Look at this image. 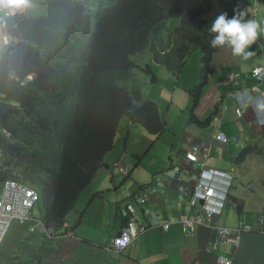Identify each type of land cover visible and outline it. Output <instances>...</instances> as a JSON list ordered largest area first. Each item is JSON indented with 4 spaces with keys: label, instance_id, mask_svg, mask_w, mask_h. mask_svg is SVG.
Instances as JSON below:
<instances>
[{
    "label": "trees",
    "instance_id": "1",
    "mask_svg": "<svg viewBox=\"0 0 264 264\" xmlns=\"http://www.w3.org/2000/svg\"><path fill=\"white\" fill-rule=\"evenodd\" d=\"M197 1L36 0L45 16L8 18L0 127L10 137L8 143L0 137V182L15 176L37 189L44 185L48 228H62L114 149L123 117L156 139L167 131L154 102L131 98L119 85L133 68L129 55L150 44L155 63L178 77L193 51L200 50V81L189 94L188 125H209V118L196 115L213 56L221 49L211 47L208 28L221 12L231 17L236 4L203 0L198 6ZM169 19L180 23L165 42ZM248 152L244 149L236 161Z\"/></svg>",
    "mask_w": 264,
    "mask_h": 264
},
{
    "label": "crops",
    "instance_id": "2",
    "mask_svg": "<svg viewBox=\"0 0 264 264\" xmlns=\"http://www.w3.org/2000/svg\"><path fill=\"white\" fill-rule=\"evenodd\" d=\"M227 1L237 5L253 3V0ZM259 23L264 24L262 6L259 7ZM258 41L260 46H251L248 51L252 54L246 59L234 56L227 46L213 56L211 76L196 110L198 118H209L210 123L203 128L188 125L195 130L186 134L180 145H171L168 156L169 168L178 163L181 154L191 146L205 145L210 148L206 167L233 174L231 200L217 220L219 226L234 227L241 221L255 230L256 218L264 216V101L245 108L241 117L235 114L239 104L252 103L255 95L247 94V90L256 87L264 95V79L257 82L250 74L252 69L264 67V36ZM230 73L240 74V79L228 81ZM218 98L220 104H217ZM218 131L237 137L238 142L225 146L214 141ZM130 135L125 143L115 138L116 146L106 156L105 166L68 213L64 224L67 228L61 231H70L72 237L47 240L42 229L31 231L32 223L25 226L14 223L4 241L6 247L0 252V264L2 260H5L2 264H214L216 253L210 251L209 245L217 237L215 231L201 227L193 237H185L175 225L179 216L187 212L188 196L184 188L188 186V177L182 184L165 182L160 172L166 169H158L156 162L146 169L150 173L155 171L150 181L142 178L141 172L133 176V171L125 178L112 167V162L116 161L131 168L145 150V146L140 149L144 138L133 140ZM127 149L131 153H126ZM244 149H248V154L237 162ZM149 186L156 191L149 190ZM140 193L147 195L143 203L138 198ZM233 201L237 208L232 206ZM126 204L134 205L145 222L150 211L172 226L167 232L150 228L126 251L110 252L111 240L123 226ZM221 249L224 251L220 253L231 255L225 246ZM232 259L233 264H264V232L243 234Z\"/></svg>",
    "mask_w": 264,
    "mask_h": 264
},
{
    "label": "clouds",
    "instance_id": "3",
    "mask_svg": "<svg viewBox=\"0 0 264 264\" xmlns=\"http://www.w3.org/2000/svg\"><path fill=\"white\" fill-rule=\"evenodd\" d=\"M227 3L229 4L228 1H227ZM258 3L264 4V0H253V3L251 5H237L235 2H233L232 4L231 3L229 4L230 6L236 4V7L234 8L231 17H229V15H228V13L226 11L225 12H221L219 15H217L216 18L211 22L210 27L208 28V32H209V34L212 37L211 41H210L211 47L216 48V47L227 46V47L231 48L232 53H233L234 56L243 57L245 59L247 57H249L252 53L250 51H248V49L251 46H260L258 38L261 37V36H264V24L259 23V7L260 6L258 5ZM28 6H29L28 0H0V37H1L2 45L4 47L8 44V38L6 36L7 35V20H8V18H13L18 13L19 14H27V15H29L27 13V7ZM242 7L248 8L250 10L255 9L256 10V12H255L256 20L255 19L245 20L244 19L245 13L240 12V9ZM175 20L177 21V25L174 27V29L169 31V33L167 34V37L165 36V32L167 31V28H166L167 21H166V23L164 25L163 36H164L165 42H166V40H168L169 35L174 32V30L178 27V25L180 23L179 19H175ZM147 48L151 49L150 44H149V46ZM143 52H141V53H143ZM141 53H136V54H141ZM132 55L133 54L129 55L128 60H130V62L133 64V68H132V70H133L135 68V64L131 60V56ZM153 62L155 63L154 59H153ZM155 64H157V63H155ZM157 65H160V64H157ZM161 66H163V65H161ZM254 69H261L260 77H256V76L253 75L252 71ZM254 69H252L250 71L251 76L257 82H261L264 79V67L254 68ZM132 70H131L130 76L132 75ZM182 70H181V72H182ZM231 75H238V78H236L234 80H231L230 79ZM130 76H129V78H130ZM210 76H209V78H210ZM209 78H208V81H209ZM239 79H240V74H237V73H232L231 74L230 73L228 75V81H230V82H235L236 80H239ZM152 82L156 83L155 77H153ZM121 87L125 88L122 85H121ZM127 92H128V95L131 98L138 95V94L132 93V92H130L128 90H127ZM246 93L247 94H251V95H255V97H253L251 99V101H252L251 104L246 105V103H241V104H239L236 107L235 114L237 116H239V117H241L240 113H239V110H242L245 107H249L250 105H253V104L255 105V103H257V102H260V101L263 102L264 101V95L262 93H260L256 87H253V88L247 90ZM218 100H221V99L218 98ZM147 101H150V100H147ZM135 104L138 105V102L135 101ZM157 107H158V105H157ZM158 111H159V107H158ZM131 127H134V126H131ZM134 128H138V127H134ZM218 133H223V132L218 131L213 137L214 141H216L215 140V136ZM223 134L227 137L228 142L226 144H222V143H220L218 141H216V142H218V143H220L222 145H225V146L229 145L231 143L236 144L238 142V138L237 137H235V136L228 137L225 133H223ZM129 135H130V132L128 133V136ZM0 137L4 138L3 140L5 142H7V138L10 137V133L6 129L0 127ZM115 138H116V135H115ZM125 142L126 141H124V143ZM115 146H116V142H115ZM194 146L208 147V146L199 145V144H196ZM192 147L193 146H191L189 148V150ZM189 150L185 151L184 154H181V156L179 157V162L178 163L171 164L168 169L160 172V178L163 181H165V182L170 181V182H173V183L182 184L184 182V180L188 177V186H186L184 188V192L188 196L187 212L179 216V218L175 221V225H177L182 230V232L185 235V237H193V235L196 233V231L199 228H201V227H208L209 229L214 230L217 237L209 245L210 251L216 253L214 264H223V262H226L227 264H233L232 256L236 252V250L240 247L243 234L252 233V232H264V216H258L256 218V220H257V229H255V230H253L252 227H250L247 224H244L241 221H239L238 224L236 226H234V227L219 226L217 220L221 216L223 210L225 209V206H227L229 204V201L231 200L230 192H231V187H232V184H233V181H234V176H233V174H231L227 170H221V169H217V168H214V167H206V165L204 164V167L207 168V169L213 168L215 170L230 174L231 175V180L229 182V186L227 187V192L224 194V198L223 199H221V197H220L221 196V192L220 191H217L218 194L213 196V199H212L213 201H212L211 205H212V209H213V211L215 213H214V216L212 217V219L210 221L207 220V219H204L201 224H194L192 227L185 228L182 225V223H181V219L183 217H186V218L190 219L192 214H198L199 213V212H197L198 207L200 208L203 205V200L198 199L197 202H196L197 208H191V197H192L194 192H193V189L190 190V172L193 171V167L194 166L185 157L186 153ZM209 151H210V148H209ZM110 152L108 154H110ZM0 155H1V153H0ZM140 161H141V159H140ZM140 161H138V162H140ZM206 161H205V163H206ZM105 164L106 163H105V159H104L103 167L105 166ZM115 164L117 166L123 168L126 173L120 172L119 167L115 166ZM195 165H196L197 169L200 168V165H198V164H195ZM112 167L114 168V170H116V172H118V174H120L121 176H124L125 178L130 176L132 171H133V170L129 171V168L127 166H125L124 163H119V162H116V161L112 162ZM176 167H180L181 170L184 171L183 178H182L181 181H176L175 178L171 177L170 175H167V173H170ZM101 169H99V170H101ZM99 170L97 171V173L99 172ZM97 173H96V175H97ZM6 183H7V187L9 186V190L10 189H14L15 190V193H16L17 197L18 196L19 197L24 196L26 191L28 190V191H30V192L35 194V200L33 201V204L31 205V208H30V210L28 212L27 220L25 222L21 223V222H19L17 220L11 221V223H10V225H9V227H8V229H7L6 233H5L2 241L0 242V248L3 245V243H4L5 239H6V236L8 235V232L11 229V226L14 223H17L20 226H25L28 223H32L31 231L33 232L34 230H36L38 228L42 229V231L44 233V236H45V238L47 240L57 241L58 239H61V238H68V237H72L73 236V234L70 231H66V232L64 231L63 232V231H61V229L56 230V229L47 227L46 222H45L47 203H46V198H45V195H44V189H43L44 185L42 186V188L37 189L35 187L29 186V185L21 182V180L17 179L15 176L11 177V178L2 179V181L0 182V199L2 197V191L5 188V184ZM149 190H151L152 192L156 191V189L153 188L152 186H149ZM85 191H83V192H85ZM40 192H42L43 198H44L43 205H44L45 215H44V218L42 219V221H37L34 224L33 217H31L30 214H31V211L35 208V206H36V204L38 202V198H39ZM139 195H140V197H138V198H139V201L141 203H143V202H145L147 200V195L146 194H142L141 195V193H140ZM232 206L237 208L234 203L232 204ZM129 208H131L137 214V216L139 217V223L141 225L145 226V232L147 230H149L150 228H156V229H159V230H161L163 232H167L170 229V227L172 226L171 222L158 219L150 211H148L149 219L145 222V220L144 221L142 220L141 215L137 212V210L135 209L134 205L126 204L125 208L123 209L124 210V213H123V218H124L123 219V226H122L120 232L114 238L119 237L121 232H122V229L126 226L128 220L130 218V213H131ZM152 222L156 223V225H152ZM64 224H63L62 228L63 227L67 228V226H65ZM164 226L166 227V229L164 228ZM220 229H229V230L238 229L239 233L234 237V242L226 243L223 240L222 236L219 234V230ZM48 231L52 232V234H53L52 237H48V235H47ZM145 232H143L142 234H144ZM141 235H139L135 240H137ZM112 240H111L110 248L108 250L110 252H113V253H116V254H119V253H121L123 251H126L128 248H130V246L135 241V240H133V242L126 249H124L123 251L115 252L114 248H113ZM222 246H225L226 248H228L231 251L230 252L231 255L229 254V255L226 256V255L220 253V252L224 251V250L222 251V249H221Z\"/></svg>",
    "mask_w": 264,
    "mask_h": 264
},
{
    "label": "rangeland",
    "instance_id": "4",
    "mask_svg": "<svg viewBox=\"0 0 264 264\" xmlns=\"http://www.w3.org/2000/svg\"><path fill=\"white\" fill-rule=\"evenodd\" d=\"M202 1L200 0L195 5L199 6ZM28 4L27 13L30 16L42 17L46 15L44 5L36 2V0H28ZM258 5L264 7L262 3H258ZM176 25L177 21L175 19L167 21L166 37L169 31L174 29ZM3 57L4 46L0 38V65L2 59H4ZM131 60L135 64L132 75L124 81L125 83L121 82L119 85L124 86L132 93L138 94L141 102H147V100L155 102L159 107L160 115L166 122L167 132L156 139V137L146 133L142 127H131L129 120L123 117L117 129L116 139L119 143L126 141L129 132L133 140L139 138L138 141H140L144 138L140 149H143L145 146V150L141 155L137 156L134 166L129 167V171L133 170V176L141 172L142 178L149 179L150 181L155 171L150 173L146 169L152 165V162H156L158 169H162L163 167L167 169L171 145H180V140H183L186 134H192L195 130L194 128H189L187 124L189 118L188 110L191 106L189 94L200 81L201 52L200 50L193 51L178 77L171 75L164 66L153 62L150 48H147L141 54L134 53L131 56ZM153 77H155L156 83L152 82ZM244 109L239 110L240 116L243 115ZM140 159L141 162L135 167ZM43 201V194L40 192L38 202L30 214L33 217L34 224L37 221H42L44 218ZM4 247H6L5 243L2 245L0 252ZM0 259L2 258L0 257ZM4 261L2 260L1 264Z\"/></svg>",
    "mask_w": 264,
    "mask_h": 264
},
{
    "label": "built area",
    "instance_id": "5",
    "mask_svg": "<svg viewBox=\"0 0 264 264\" xmlns=\"http://www.w3.org/2000/svg\"><path fill=\"white\" fill-rule=\"evenodd\" d=\"M240 12L245 13L244 19H255L256 10H250L242 7ZM253 75L260 77L261 69H254ZM238 78V75H231L230 79L234 80ZM215 140L226 144L228 142L227 137L223 133H218L215 136ZM209 156V148L201 146H193L185 155L187 160L193 164V171L190 172V190L193 189V195L191 197V208H197V200H203L202 207H198V214H192L190 219L183 217L181 219L182 225L192 227L194 224H201L204 219L211 220L214 216L212 209L213 196L218 194L217 191L221 192V199L224 198V194L227 192V187L231 180V175L225 172L215 170L213 168H205L204 164ZM200 165V168H196V165ZM115 166H117L115 164ZM119 167V166H117ZM120 172L126 173L125 170L119 167ZM186 171V170H185ZM184 171L180 167H176L167 175L175 178L176 181H181L183 178ZM35 200V194L26 191L22 197H17L15 190L7 187L2 191V197L0 199V242L2 241L11 221L17 220L21 223L27 220L28 212ZM221 205V204H220ZM131 211L130 218L126 226L122 229L119 237L112 240L113 248L115 252H121L126 249L139 235L145 232V226L139 223V217L137 214L129 208ZM152 225L156 223L152 222ZM166 229V227L164 226ZM239 233V230L220 229L219 234L222 236L226 243L234 242V237ZM48 237H52V232H47ZM69 236V235H68ZM223 264H227L223 262Z\"/></svg>",
    "mask_w": 264,
    "mask_h": 264
}]
</instances>
